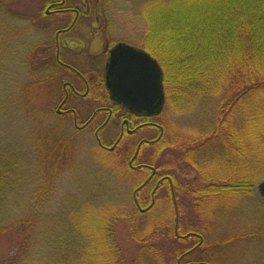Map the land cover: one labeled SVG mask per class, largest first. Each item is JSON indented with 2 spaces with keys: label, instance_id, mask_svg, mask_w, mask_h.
Listing matches in <instances>:
<instances>
[{
  "label": "trees",
  "instance_id": "16d2710c",
  "mask_svg": "<svg viewBox=\"0 0 264 264\" xmlns=\"http://www.w3.org/2000/svg\"><path fill=\"white\" fill-rule=\"evenodd\" d=\"M20 1L0 0V63L19 62L28 71L0 99V233L21 237L0 264L243 259L248 245L264 237V225L253 228L250 208H242L249 201L264 205L255 189L264 180V0H146L142 47L162 67L166 103L142 122L158 128L145 123L139 132L148 140L138 146L127 133L114 150L96 141L94 172L78 180L72 173L82 132L56 113L66 74L54 38L22 41L30 30L51 32L54 17L42 1L27 15L15 12L11 6ZM171 17L177 23L170 31L163 23ZM37 86L47 90L45 103L32 100ZM98 94L107 98L105 89ZM169 114L196 124L177 127ZM106 151L114 159L103 160ZM188 170L203 184H181L176 172ZM123 171L136 178L126 183L134 184L129 200L114 190ZM121 223L137 244L130 257L117 236Z\"/></svg>",
  "mask_w": 264,
  "mask_h": 264
},
{
  "label": "rangeland",
  "instance_id": "374dc122",
  "mask_svg": "<svg viewBox=\"0 0 264 264\" xmlns=\"http://www.w3.org/2000/svg\"><path fill=\"white\" fill-rule=\"evenodd\" d=\"M42 0H21L20 4H13L11 8L15 12H22V14L27 15L33 10H37L40 7V3ZM98 1V2H97ZM146 0H94L91 4V9H93L92 13L89 15L87 20H95L99 14L103 15V20L105 21L104 25L101 26V24L96 25L97 27L94 28V34L92 33L91 37V44L92 47H101V45L105 44L107 41L116 42V41H126L133 43L135 45H138L140 47L143 46V37H144V30H145V19L143 16V6ZM98 5L99 7L94 9L95 5ZM78 5H80L82 8L84 7V4L80 2ZM94 5V6H93ZM64 16L67 17V15H59L56 18H54L55 23L54 25L62 24L60 21L64 18ZM181 16H184L181 15ZM171 21L169 22L168 19H164L163 28L167 30H174V23H177V21H174L173 17H171ZM183 18V17H182ZM81 19V18H80ZM186 21L189 23L190 19L187 17L185 18ZM82 20V19H81ZM52 23V21H51ZM180 25L182 23H179ZM25 25V24H24ZM81 25V24H80ZM21 26L19 23L18 27ZM102 27V28H101ZM80 32L84 34L85 36L90 35V31L92 30L91 27H81ZM104 33H106V36L104 37L105 41H100L99 39V33L98 31L102 30ZM55 36V26L52 27L51 32H38V30H30L24 37L22 41L30 43L35 41H43L46 42L48 40H53ZM165 39L167 42H170L174 39V36H172L171 33H167L165 35ZM107 40V41H106ZM18 48L14 49V52L18 51ZM13 50L10 52L11 58L15 59V53ZM23 52V51H22ZM18 53V52H17ZM22 54V53H21ZM20 74H27V68L23 65L19 64V62H12V63H0V99L3 100L6 97L7 91L6 89H12L14 85H17L19 81L21 80V77H19ZM16 77V78H15ZM45 90V89H44ZM42 87L37 86L34 88L33 91V98L32 100L35 102V104L39 103H45L46 100H48L47 96V90L44 91ZM50 99V97H49ZM13 114H11L12 116ZM169 120L173 121L174 124L178 126L184 125L188 119H185L181 116H177L174 114H169ZM15 122L20 123V120L16 117H11ZM71 120V119H70ZM191 127L195 126L194 119L191 118L188 120ZM21 125H25V122H21ZM202 123V122H201ZM199 124V123H198ZM68 128L71 127L72 124H67ZM70 126V127H69ZM110 131L105 135V139L107 141H112L119 133V126L112 123L110 125ZM80 141H81V147L80 152L78 155V162L75 164L74 172L72 175H74V178L78 180V178H86L91 174V172H94V153H93V146L96 143L95 135L94 133H91V131H85L82 133H79ZM150 134V133H149ZM152 134V133H151ZM104 155L103 160H112L114 159L113 156H111L107 151L102 152ZM100 154V156H103ZM121 175H123L122 179L123 181H119L118 185L115 183L114 190L119 191L118 195L124 196V198H128L132 191L134 184H126L133 182L136 178L128 177L126 174V171L122 172ZM125 175V176H124ZM176 175L178 177V181L181 184H187V183H194V184H203L198 179V174L194 170H188V174H180L176 172ZM69 177H66L64 181V186H70V184H67V180ZM82 182V180H80ZM261 182V181H260ZM259 182V183H260ZM255 187L256 189V195L258 196V200L260 201L261 195L258 192V185ZM126 184V185H125ZM68 188V187H67ZM126 188V189H125ZM114 193H117V191H114ZM129 200V198H128ZM242 208H245L244 210L247 211L250 208V215L248 216L249 222H251V226L253 228L258 227L260 228L261 225H264V205L259 204L257 202L249 201L246 203H242ZM117 236L119 239V242L124 250V252L130 257L135 254L137 251V244L136 242L130 237L128 229L126 224H119L117 227ZM21 237L18 236L15 233L7 232V233H0V260L10 257L14 255L20 245ZM248 250H245L243 252V259L238 258L235 259L230 264H264V237H261L260 239H256L252 241L248 245Z\"/></svg>",
  "mask_w": 264,
  "mask_h": 264
},
{
  "label": "flooded vegetation",
  "instance_id": "af4514ba",
  "mask_svg": "<svg viewBox=\"0 0 264 264\" xmlns=\"http://www.w3.org/2000/svg\"><path fill=\"white\" fill-rule=\"evenodd\" d=\"M92 1L94 0H85L83 2L85 8H82L78 4L71 3L70 0H42L46 15L54 18L67 15L61 19L62 24L54 25L55 20H52L55 26V44L52 49L55 50L56 58L66 74L61 82L62 95L57 103L56 113L66 119H73V125L79 132L94 133L97 143L106 149L114 150L125 133L132 135L133 139L137 138L138 146L142 141L148 140L140 134L139 129L145 123L157 129L158 124L153 120L143 123L142 120L152 116H138L112 100L104 78L112 47L120 42L138 45L126 41L106 40L107 42L100 48H93L91 35L94 34V28L99 24L103 26L105 21L102 14H99L95 20H87L93 11ZM98 7L96 4L94 9ZM79 26L91 27L90 35L82 34ZM98 33L102 43L105 41L106 33L103 29ZM101 89H105L107 98H101L102 96L98 94ZM112 123L119 126V133L114 138L113 145H108L105 143V135L110 131ZM131 163L133 168L139 166L134 164V160Z\"/></svg>",
  "mask_w": 264,
  "mask_h": 264
},
{
  "label": "water",
  "instance_id": "95a60500",
  "mask_svg": "<svg viewBox=\"0 0 264 264\" xmlns=\"http://www.w3.org/2000/svg\"><path fill=\"white\" fill-rule=\"evenodd\" d=\"M105 84L112 100L138 116L160 115L165 105L164 73L144 48L120 42L110 50ZM264 197V180L258 185Z\"/></svg>",
  "mask_w": 264,
  "mask_h": 264
}]
</instances>
